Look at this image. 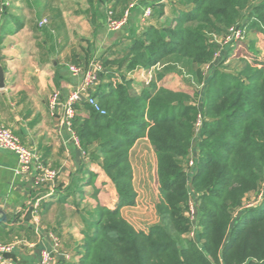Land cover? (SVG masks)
<instances>
[{
	"label": "trees",
	"instance_id": "16d2710c",
	"mask_svg": "<svg viewBox=\"0 0 264 264\" xmlns=\"http://www.w3.org/2000/svg\"><path fill=\"white\" fill-rule=\"evenodd\" d=\"M86 1L92 8L94 0ZM129 1L96 0V6L109 4L115 16L116 9L123 12ZM170 2L175 10L172 23H146L101 60L104 71L98 79L106 77L107 82L98 83L91 96L104 114L86 102L75 106L71 129L88 158L100 161L117 198L112 209L97 204L82 218L79 262L264 264V55L247 50L244 54L260 57L261 64L240 58L242 68L229 72L223 68L225 52L208 71L198 106L189 94L153 82L136 93L128 77L156 64H178L172 58L209 64L217 46L208 34L237 24L258 33L264 43V0ZM163 13L162 5H152L151 17L159 19ZM198 113L203 123L195 163L187 173L185 159ZM141 138L148 140L155 155L158 191L154 206L158 223L146 232L121 215L122 208L136 204L129 152ZM251 193H261L260 201L241 206ZM193 227L194 236L189 238Z\"/></svg>",
	"mask_w": 264,
	"mask_h": 264
},
{
	"label": "crops",
	"instance_id": "0c3cea01",
	"mask_svg": "<svg viewBox=\"0 0 264 264\" xmlns=\"http://www.w3.org/2000/svg\"><path fill=\"white\" fill-rule=\"evenodd\" d=\"M154 4L163 6V16L151 17L146 23H172L175 10L170 0H141L127 24L112 32L106 29L104 19L109 4L97 7L96 0L92 8L86 0H0V67L3 70L0 125L31 150L37 163L58 171L52 192L44 186L33 188L36 169L32 167L29 175H16V156L0 150V210L6 216V221L0 223V242L15 244L9 253L12 257L6 260L14 264H41L42 253L47 252L51 264H80L82 218L97 204L110 209L115 206V190L102 172L100 161L88 158L63 123L62 104L82 80L81 73L72 76L67 66L85 70L91 62L111 56L131 32L139 31L144 25L140 20L142 8L152 9ZM122 13L121 8L116 9L115 16L121 17ZM42 19L47 23L38 27ZM248 41L245 48L247 45L252 48L253 43ZM170 60L178 64L165 66L152 82L157 87L187 94V83L179 79L180 72L175 65L185 67L192 76L202 72L203 88L208 71L215 64L204 71V66L186 60ZM238 63L234 70L242 68L239 60ZM132 73H135L130 79L133 91L147 90L139 76L146 70ZM105 82L106 77L98 79V83ZM54 91L59 93V102L51 106ZM202 91L198 92L197 106L202 104ZM197 138H193L190 151L194 157ZM145 150L150 153L148 164ZM129 160L136 204L122 208L121 215L136 229L146 232L158 223L154 209L158 196L156 159L146 138L135 141ZM192 200L195 201L194 195ZM35 204L36 213H33Z\"/></svg>",
	"mask_w": 264,
	"mask_h": 264
},
{
	"label": "built area",
	"instance_id": "2783aa9c",
	"mask_svg": "<svg viewBox=\"0 0 264 264\" xmlns=\"http://www.w3.org/2000/svg\"><path fill=\"white\" fill-rule=\"evenodd\" d=\"M141 2V0H130L127 4L125 10L122 13L120 18H116L114 16V12L107 7L105 10V27L108 31H118L123 28L129 19L130 12H132ZM152 9L150 7L142 8L140 20L142 24H146V22L151 18ZM47 20L42 19L38 22V27H43L46 25ZM223 40L219 41L217 39V35L215 33L208 34L209 41L214 43L217 47L214 51L213 60L204 65V71L209 69L211 64H214L218 60L223 59V54L228 51V58H237L238 60L241 58L243 61L248 62L250 64H257L258 66L261 64V58L256 57L250 54L245 55L247 52L245 48L246 43V35L247 29L240 24L234 25L228 29H226L223 33ZM222 42V43H220ZM232 50V52H231ZM225 61V62H226ZM171 65V64H169ZM165 66L168 64H156L150 69L146 70V73H141L139 76L141 77V81L145 87H149L152 80L155 78L158 72H160ZM178 72L184 74L183 68L181 66L175 65ZM68 71L72 76H78L80 73L82 74V80L78 86H76L68 95L66 101L62 104V119L63 123L66 125L68 131L73 135L75 142L78 143L76 136L74 135L71 129V121L75 115V106L81 102H86L89 106H91L96 112L100 114H104V112L100 109L97 104V101L91 96V91L98 83L99 75L104 71L103 65L101 61L96 60L91 62V64L87 67V69L82 70L81 68L69 65L67 66ZM135 73L128 74V77L131 79ZM133 89V88H132ZM134 90V89H133ZM59 102V93L54 91L51 99L50 105L55 106ZM203 123V117L201 113H198L194 122V130L195 136H198V132L200 131ZM0 150H4L14 154L17 158V167L15 169V174L20 175H29L31 168L34 167L36 169V175L33 179V188H40L42 186L48 187L51 191L57 182L58 171L56 169H52L47 166H43L40 163H37V160L34 154L31 152L29 148L24 146L20 140L6 127L0 125ZM190 157L186 159V164L184 166L185 171L187 173L192 170L195 157L192 153H189ZM52 192V191H51ZM262 194L259 193L256 196V199L252 203H247L244 207H250L260 201ZM194 202L192 198L189 201V211L191 220L194 219ZM34 211L36 213L37 204L33 205ZM139 230V229H138ZM195 231H191L189 233V238L194 236ZM15 244H3L0 242V264H14L5 259L4 255L9 254L13 249ZM57 247V242L55 244ZM41 264H51L49 254L47 252L42 253V261Z\"/></svg>",
	"mask_w": 264,
	"mask_h": 264
},
{
	"label": "rangeland",
	"instance_id": "374dc122",
	"mask_svg": "<svg viewBox=\"0 0 264 264\" xmlns=\"http://www.w3.org/2000/svg\"><path fill=\"white\" fill-rule=\"evenodd\" d=\"M140 4H141V2L139 3V5ZM139 5H138V7H139ZM130 16H131V12H130L129 18H130ZM248 33H250L249 30H247L246 41L250 39V41H248V42L250 44L253 43L254 46L252 47V50H256V52L255 51H250V49H249L250 47H248V45H249L248 43H246V44H248L246 50H248L249 53H253V54L257 55V56H260V55L263 56L264 55V43H262V40H261L260 36L258 35V33L254 32V31L251 32L249 34V36H248ZM216 35H217V39H219V41L223 40L222 39L223 38V36H222L223 34L222 33H219V34H216ZM248 37H249V39H248ZM220 43H222V42H220ZM245 47H246V45H245ZM231 52H232V50H231ZM233 62H235V63H233ZM236 66H239L237 58H230L229 60H227L223 64V68L225 70L229 71V72L233 71L236 68ZM183 72H184V74L180 73L178 75V77H179V79H182L185 83H187L186 87L189 90V95L192 98L191 100H192V102L196 103L197 100H198V97H199L198 92L200 90H202L201 89L202 88L201 79H202L203 73L202 72H197L196 75L192 76L191 74H189L187 72V69H185V67H183ZM204 83H205V81H204ZM145 152H146L145 156H147L146 160H147V164H148V161L150 159V153L147 150H145ZM256 196L257 195L255 193L249 194L248 198H246L245 202H243L241 206H245V205H247V203L254 202L255 199H256ZM135 225H136V223H135ZM137 226H140V225H137Z\"/></svg>",
	"mask_w": 264,
	"mask_h": 264
},
{
	"label": "water",
	"instance_id": "95a60500",
	"mask_svg": "<svg viewBox=\"0 0 264 264\" xmlns=\"http://www.w3.org/2000/svg\"><path fill=\"white\" fill-rule=\"evenodd\" d=\"M3 86V70L2 68L0 67V87ZM6 221V216L5 214H3V212L0 210V223H3ZM5 258H11L12 255L10 254H5L4 255Z\"/></svg>",
	"mask_w": 264,
	"mask_h": 264
}]
</instances>
